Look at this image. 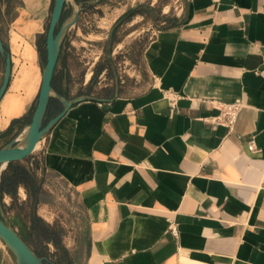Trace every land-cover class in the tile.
Masks as SVG:
<instances>
[{"label":"crops","instance_id":"1","mask_svg":"<svg viewBox=\"0 0 264 264\" xmlns=\"http://www.w3.org/2000/svg\"><path fill=\"white\" fill-rule=\"evenodd\" d=\"M53 2L0 0L8 142L32 119ZM179 2L177 19L130 57L132 73L111 69L98 97H67L61 44L53 88L74 103L28 157L0 166V183L16 166L32 182L0 190V207L25 242L42 239L31 250L44 264H264V0ZM51 101L50 118L63 109ZM236 101L232 129L217 124ZM0 264H16L1 239Z\"/></svg>","mask_w":264,"mask_h":264},{"label":"rangeland","instance_id":"2","mask_svg":"<svg viewBox=\"0 0 264 264\" xmlns=\"http://www.w3.org/2000/svg\"><path fill=\"white\" fill-rule=\"evenodd\" d=\"M82 1L85 12L80 24L67 31L62 41L63 59H67L72 69L66 94L71 99L85 96L98 97L105 80L109 79L111 69L116 72L127 70L128 73H132L129 69L132 63L130 57L149 41L154 31L169 26L172 19H177L181 13L179 0H102L100 4L94 3L97 0ZM74 10H76L75 0H68L64 11L66 14H72ZM49 18L46 22V30ZM3 66L4 61L0 56V84ZM104 68H107L106 73L102 72ZM53 108L52 101V110L50 109L47 114L46 121L54 113ZM21 137L15 135L14 139H19L16 144L21 145ZM8 140L9 137H2L0 147L5 146ZM60 186L59 184V189ZM61 190L65 192V189ZM58 207L65 210V200H60ZM0 216L7 225L17 230L15 223L2 213L1 207ZM61 218L64 224H61L62 229H60L66 234L71 224ZM22 236L32 250L42 252L44 247L42 239ZM11 256L14 259L12 253Z\"/></svg>","mask_w":264,"mask_h":264},{"label":"water","instance_id":"3","mask_svg":"<svg viewBox=\"0 0 264 264\" xmlns=\"http://www.w3.org/2000/svg\"><path fill=\"white\" fill-rule=\"evenodd\" d=\"M67 1L68 0H54L53 2L45 38L46 63L42 71V80L32 119L24 134L21 145L16 144V140L12 139L4 147L0 148V166L28 157L36 148L37 144L44 138L45 134L64 117L72 104L84 100V97H78L74 102L69 101L53 88V77L63 38L67 31L77 24L84 10L81 6H77L72 17L65 21H61ZM0 56L4 61L3 76L0 84L1 101L10 81L12 67L11 55L1 38ZM53 97L61 102L63 109L46 121L49 105ZM0 239L14 256L16 264H44V262L47 261L46 258L37 256L21 236L4 222L1 216Z\"/></svg>","mask_w":264,"mask_h":264},{"label":"trees","instance_id":"4","mask_svg":"<svg viewBox=\"0 0 264 264\" xmlns=\"http://www.w3.org/2000/svg\"><path fill=\"white\" fill-rule=\"evenodd\" d=\"M67 17L66 12L63 11L61 21H63ZM19 182L23 183H32L30 178L28 177L27 173L23 168L20 166H16L13 169V172L9 176H3L2 181L0 183V190L5 191L7 193H13L16 189V186ZM44 236L47 238H50L51 236H54V238L57 236V234L54 232L49 231L48 229L43 230Z\"/></svg>","mask_w":264,"mask_h":264},{"label":"built area","instance_id":"5","mask_svg":"<svg viewBox=\"0 0 264 264\" xmlns=\"http://www.w3.org/2000/svg\"><path fill=\"white\" fill-rule=\"evenodd\" d=\"M241 110V103L236 101L234 103L223 104L220 114L214 119L217 124L223 125L228 129H232L237 121L239 112ZM172 236L176 237L178 231L176 227H170L169 229Z\"/></svg>","mask_w":264,"mask_h":264},{"label":"flooded vegetation","instance_id":"6","mask_svg":"<svg viewBox=\"0 0 264 264\" xmlns=\"http://www.w3.org/2000/svg\"><path fill=\"white\" fill-rule=\"evenodd\" d=\"M51 108H52V101L50 102V105H49V109H48L47 114L49 113V111H50Z\"/></svg>","mask_w":264,"mask_h":264},{"label":"bare ground","instance_id":"7","mask_svg":"<svg viewBox=\"0 0 264 264\" xmlns=\"http://www.w3.org/2000/svg\"><path fill=\"white\" fill-rule=\"evenodd\" d=\"M25 134V133H24ZM22 138V137H21ZM23 138H24V135H23ZM23 138H22V140H23Z\"/></svg>","mask_w":264,"mask_h":264}]
</instances>
